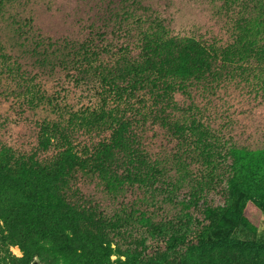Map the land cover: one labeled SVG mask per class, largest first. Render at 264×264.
I'll use <instances>...</instances> for the list:
<instances>
[{"label": "rangeland", "instance_id": "rangeland-1", "mask_svg": "<svg viewBox=\"0 0 264 264\" xmlns=\"http://www.w3.org/2000/svg\"><path fill=\"white\" fill-rule=\"evenodd\" d=\"M94 31L98 53L86 69L77 65L82 74H70L60 64ZM151 39L167 46V66L172 57L189 56L196 77L182 91L162 95L151 83L161 64L137 69L134 80L144 82L119 103L141 151L138 168L156 185L74 164L64 202L38 198L54 165L88 161L110 142L116 126L99 119L101 79L133 62ZM113 154L112 170L130 155ZM197 191L194 205L188 196ZM203 202L227 222L207 214ZM64 203L128 221L125 233L140 240L132 252L138 260L172 235L191 245L216 225L232 231L237 211L264 248V0H0V209L9 219L0 218V264H50L44 254L24 257L1 239L14 224L16 241H25L27 232L48 223L45 210L63 212ZM109 251L108 261L125 262L114 242Z\"/></svg>", "mask_w": 264, "mask_h": 264}, {"label": "trees", "instance_id": "trees-1", "mask_svg": "<svg viewBox=\"0 0 264 264\" xmlns=\"http://www.w3.org/2000/svg\"><path fill=\"white\" fill-rule=\"evenodd\" d=\"M95 32L91 33L88 40L83 44H79L76 48L71 47L70 51L74 52L75 55L73 58L70 57L71 54H68L66 61L60 64L64 70L73 75V73L78 74V71L80 72L77 66L80 63L84 64L83 70L87 68L90 57L93 58L98 53V49H94L93 45L95 46L98 43L97 38L100 39V36H98L99 33ZM150 41V43L147 42L140 46L137 58H131L133 62L123 63L121 69L118 68L101 79L99 89L103 98L102 108L104 114L100 110V116L102 117L99 119L103 117L110 118L111 124L116 126L111 131L110 142L100 144L95 150L94 156L88 161L80 162L77 158H73L70 161L65 160L54 165L53 174H48L49 180L42 182L39 192L36 191L38 192L36 193L38 198L45 200L49 197L57 202H64L66 190L64 187L71 179L70 168L74 164L77 167L80 166V168L88 167L100 174H108L116 179H118L119 173H125L127 176L135 178L136 181H129L133 184L149 187L153 184L156 185L152 179L146 177L147 174H144L138 168L137 163L141 162V151L133 143L134 134L129 130L131 129V123L126 120L129 117H126L125 111L120 114L119 108L123 110V106H119V103L123 102L125 97H129L128 95L132 92H135L139 87V83L144 82L134 80L136 79L134 76L137 69L144 70L149 66L152 68L153 64H161L156 65L162 68L159 80L155 79L151 83L154 84L153 86L156 84L162 87V90H160L162 95H166L170 91L172 94L182 91L186 88L187 81L196 77L193 78V71L191 73L190 70L193 66L192 62L191 65L187 62V58L190 59L189 56L178 55L172 57L173 60H170V64L167 66V46L159 45L154 39ZM101 48V50H104L103 47ZM169 50L168 48V52ZM182 53L180 52V54ZM80 74H82V70ZM108 97L111 106L106 105L110 106L109 110L105 109L104 100ZM170 125L174 132L179 131L181 128L175 122H171ZM50 131L52 134L55 133L54 130ZM56 140L60 141L59 145L63 148L68 145L63 136H57ZM200 144L202 147L207 148L202 142ZM114 152L118 154L128 152V155L130 154L129 158L124 159V163L122 160L114 163L118 171L112 170L111 165L108 166L107 164L108 157L114 156ZM5 179L6 177H4V181ZM47 183H50L52 188ZM197 195H201V192H191L188 201L190 203L193 201L192 204L198 205L200 200L198 201L196 198ZM29 199L32 201L31 196H29ZM64 206L66 208L63 209V212L60 208L51 209L52 207L44 206V209H51L45 210L49 216L48 223L27 232L24 236L25 241L20 243L16 241L18 235L14 232V224L12 223L13 229L9 230L7 237L1 239V243H7L6 241H8L15 244L24 257L32 252L42 253L50 264H264V248H260L252 238V230L245 225L239 211H237L236 224L232 231L224 229L222 225H216L208 233L196 235L193 240L196 243L191 242V245L184 240L186 237L179 238L172 235L175 237L174 239L169 236L167 241H162L163 247L149 251L147 255L138 260L135 259L137 257L132 252L139 249L140 244L138 241L140 240L137 236L131 237L125 233V229L129 228L128 221H123L119 217L108 220L105 215L98 213L95 208L91 209L84 204L73 207L68 203H64ZM202 207L207 214L223 219L222 221L225 223L227 222L226 216L216 214L205 202L202 203ZM0 218L5 224L9 223L8 214L3 208L0 209ZM186 226L189 228L188 224ZM145 232L154 234L157 231L154 227H147ZM113 242L118 247L117 254L125 257L124 263L120 261L111 263L108 261L109 246ZM176 245L185 247L182 251H179L175 249Z\"/></svg>", "mask_w": 264, "mask_h": 264}]
</instances>
